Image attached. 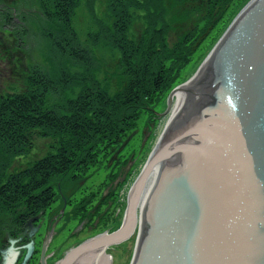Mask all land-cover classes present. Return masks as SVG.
<instances>
[{"label": "rangeland", "instance_id": "rangeland-1", "mask_svg": "<svg viewBox=\"0 0 264 264\" xmlns=\"http://www.w3.org/2000/svg\"><path fill=\"white\" fill-rule=\"evenodd\" d=\"M78 1L71 8L66 30H60L59 24L47 20V14L53 12V0H0V256L10 244L16 252L13 261L6 264H62L58 260L74 246L83 245L87 236L119 220L129 184L164 125L161 116L169 108L167 96L200 69L214 41L249 0H217L215 4L211 0H164L165 19L163 23L159 18L154 20L155 28L166 30L171 44L194 23L187 41L194 42L195 48L187 63L173 73L169 85L153 94L151 102L144 98L142 87H136L145 79L140 74L145 63L135 67V78L131 71L121 69L118 53L111 50L110 39L104 38V31L109 30L105 26L111 23L105 0ZM137 2L140 12L129 11L136 24L123 33L132 46L136 45L135 36L144 34L139 30L140 14L148 4L147 0ZM201 2L210 3L215 15L207 7L202 9ZM145 16L152 19L151 12ZM145 39L148 42L150 37ZM35 69L44 71L50 80L41 83L42 78L35 77L28 83L23 81L22 73ZM54 71L69 78L70 85L59 86L51 78ZM160 71L159 78L168 75L163 67ZM83 72L86 76L81 78L90 80L93 90L98 89L93 93L97 97L94 104L103 110L107 122L124 115L128 129L101 139L96 133L101 129L81 125L78 131L63 118L61 122L53 119L59 113L64 116L76 104L72 95L79 87L72 77ZM144 83L146 79L141 86ZM58 88L66 90L60 93ZM128 88L135 90L131 118L119 101H124ZM16 98L25 99L26 104L15 103ZM5 105L13 107L9 114L3 109ZM39 106L45 110L37 113ZM133 237L128 244L112 249L109 260L120 256L125 262L129 260Z\"/></svg>", "mask_w": 264, "mask_h": 264}, {"label": "water", "instance_id": "water-1", "mask_svg": "<svg viewBox=\"0 0 264 264\" xmlns=\"http://www.w3.org/2000/svg\"><path fill=\"white\" fill-rule=\"evenodd\" d=\"M236 21L125 198L141 214L133 264H264V0Z\"/></svg>", "mask_w": 264, "mask_h": 264}, {"label": "trees", "instance_id": "trees-1", "mask_svg": "<svg viewBox=\"0 0 264 264\" xmlns=\"http://www.w3.org/2000/svg\"><path fill=\"white\" fill-rule=\"evenodd\" d=\"M173 1L182 2L183 0H173ZM78 2H79L78 0H53V3H54L52 4L53 12L51 14L49 13L47 14V20L49 21L52 19L50 23L59 24L60 30H63V27L65 25H68V16L70 17V11H72L71 8L77 5ZM105 2L106 4L104 6L106 7L105 8L106 16L110 20L111 23L109 24L110 26H105V27H109V30L104 31V35H105L104 38L110 39L111 50L114 53L116 52L118 53L117 58H119L121 64L123 65L121 69L124 68V69H127L128 71H131L133 74H135V78L137 77V73H136L137 71L134 70L135 67L143 66L139 64L145 63L144 68H142L140 71V74H142L145 77L146 83H144L141 86V83L145 81L144 79L142 82H139L138 84H136V87H142L143 93L145 94L144 98L146 99L147 102L149 101L151 102L154 100L153 94H156V91L158 89H162L165 86L169 85L168 82H170L174 78L173 73L176 70H179L182 66H184L189 60L190 54L195 48V45H194L195 43L188 42L187 40L192 33V30L194 28V23L189 25V28H187L190 31L186 30V27H185L184 33H181L183 35H180L178 39L173 42L174 44L173 43L169 44L166 39V33H167L166 30L158 31L155 28L156 27L155 21L157 20V18H159L160 22L163 23L162 20L166 12L164 9L165 1L164 0H147L148 4H145L143 6L145 13L140 14L142 20H140V24H139V30L141 34L142 33L144 34L139 35V37H137L136 35L135 36L136 45L132 46L133 44L132 41L130 40L127 41L124 38L123 33L129 28H132L134 24L132 19L130 20L129 11H131V13L133 11H137L138 13L140 12L138 8L137 0H105ZM210 2L212 3L214 2L215 4L217 0H211ZM199 4L202 9L207 7L209 10V13H211V15L213 16L215 15L214 7L213 9L209 8L210 3L203 5V2H201ZM147 12H151L152 19H151V16L149 19L145 16ZM211 15L208 16V18L212 17ZM215 18L217 19V17ZM147 20H149V25H148ZM191 22L192 21H189V23ZM64 30H66V28ZM51 31L53 30L50 29L49 32ZM64 33L67 35L66 32ZM158 33L159 35L157 37ZM145 36L150 37V40H148V42L145 41L146 40ZM113 56H116V54H114ZM162 67L165 70L164 73H168V75H165V76L163 75V77L159 78L160 72H161L160 69ZM32 72L24 73V74L22 73V76H23L22 78H24L23 81L27 80V83H28L30 79L33 80L35 77L42 78L41 83L42 81L44 83L45 79L50 80V78H48L49 76L46 75L44 71H38L35 69ZM51 75H52L51 78H54V80H56L59 86L70 85L69 78H66L63 75H60L59 73H56L55 71L52 72ZM84 75L85 74L83 72L81 74H77V76L75 74L74 77H72L74 81L75 80L77 81L78 87H79L78 92L76 93L74 92L72 95L74 99L76 100L75 101L76 104L72 106L73 109L70 106V110L64 113V116L59 113V115L53 116V119L56 122H61L63 119H65V122L69 124L70 128H72L75 125L78 131L81 130V127H80L81 125L83 128L88 127L90 129L93 128L94 130L101 129V131L98 130L96 132L97 136H102L101 139H106L108 136H116V135H113L112 132L118 133V132H122L121 130L125 131V129H128V125L124 119V115H122L121 117L117 116L116 119H113L110 122H107L108 118L102 112L103 110L98 109L99 107L98 104H94L95 103L94 100L97 97H95L93 93H95L98 89L95 90V87H94V90H93V85L92 83H90V80L83 79L85 78ZM89 86H91L92 89H90ZM128 87L130 88V85H128ZM129 88L126 94L123 96L124 101L120 98H119V101H120V104L125 107L124 112L131 118L132 114H130V112L132 111V108H135L134 107L135 96H133L135 90H130ZM63 90L65 91L66 88H61V91ZM21 95H22V90H21ZM118 95L119 94H117V96ZM57 97L58 96H55L54 99ZM13 101L15 103H20L23 105L26 104L25 99L18 100V98H16V100H13ZM75 105H77V107L81 106V109H79L80 111ZM74 107H76L78 111H76V108ZM12 108L13 107L6 106V105L5 107H3V109L6 111L7 114H9L8 110L10 111ZM126 108H128L129 110H127ZM41 110H45V109L40 108L37 110V113ZM91 112H94V114H91ZM48 118L53 124L54 122L52 121V119L49 116ZM30 119H31V116H30ZM4 124L8 125L9 122L6 121ZM0 125L3 126L1 123ZM104 127L106 130L105 132H104ZM5 138L7 141L10 140V137L7 135H5ZM113 140L117 141V138H114Z\"/></svg>", "mask_w": 264, "mask_h": 264}, {"label": "bare ground", "instance_id": "bare-ground-1", "mask_svg": "<svg viewBox=\"0 0 264 264\" xmlns=\"http://www.w3.org/2000/svg\"><path fill=\"white\" fill-rule=\"evenodd\" d=\"M251 1L252 0H249L248 2H245L243 4L244 6L241 7V9L236 13V15L232 19H230L227 27H229L231 25V23L235 24L237 22L236 21L237 17L240 15L241 11L244 8L246 9L247 3L249 4V3H251ZM220 36H219V38H220ZM219 38H217L216 41H214L213 46H215L217 44ZM209 52H208L207 56L209 55ZM201 64H203V63H201ZM201 64H200L199 68H201ZM193 76H191L185 84H183L182 86H178L174 90H172V93L170 94L172 96V98H171V96H167V98L168 97L171 98V100L169 98L166 100V102H167L166 104H167V106H169V108H168L167 113L163 114L161 116V117H163L164 125L161 128L159 134L157 135L156 141L154 142L151 151L154 149V147H155V145H156V143H157V141H158V139H159V137L163 131L166 120L169 118L171 113L174 111V109L177 107V105L180 102L182 87L185 86L193 78ZM151 151H150V153H151ZM150 153H149V155H150ZM149 155L147 156V158L149 157ZM145 162H146V160H145ZM145 162H144L143 166L140 168L137 175L134 177V180H132L131 183L129 184L127 195L130 192V190L132 189V187L134 186V184H135L136 180L138 179V177L140 176V174L142 173ZM132 211L133 212L131 213L130 219H129L128 213H130L131 211H127V212L123 213V210H122L121 211L122 214L119 215L120 218L115 224H113L111 226L109 225L107 227H105V225H104L103 230L100 232H97L96 235L87 236L86 240L82 243V244L85 243L84 246L83 245H80L78 247L74 246L71 249V253L64 255L65 258H61L58 261H61L62 264H133V262L135 260L134 255H136L137 240H138L139 229H140V224H141V216H140L141 214L135 209H133ZM129 224H130V229L126 228ZM132 236H134L133 237L134 238L133 249L131 251V255L129 257V260H127L125 262L124 259H121L122 256L117 258L116 261L111 259V258L109 260L108 255H109V253H111V250L116 248L119 245L124 246V245L128 244V241L130 240V238H132ZM108 250H109V252H106ZM13 251H14V246L10 244L6 248V250L1 253L0 264H6L8 262H12L13 259L15 258V254H16V252H13Z\"/></svg>", "mask_w": 264, "mask_h": 264}, {"label": "flooded vegetation", "instance_id": "flooded-vegetation-1", "mask_svg": "<svg viewBox=\"0 0 264 264\" xmlns=\"http://www.w3.org/2000/svg\"><path fill=\"white\" fill-rule=\"evenodd\" d=\"M35 253V252H34ZM35 255V254H34Z\"/></svg>", "mask_w": 264, "mask_h": 264}]
</instances>
